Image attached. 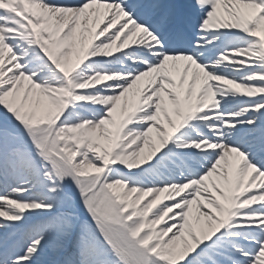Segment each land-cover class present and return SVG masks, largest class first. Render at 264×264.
<instances>
[{"label":"snow or ice","instance_id":"1","mask_svg":"<svg viewBox=\"0 0 264 264\" xmlns=\"http://www.w3.org/2000/svg\"><path fill=\"white\" fill-rule=\"evenodd\" d=\"M0 264H264V0H0Z\"/></svg>","mask_w":264,"mask_h":264},{"label":"bare ground","instance_id":"2","mask_svg":"<svg viewBox=\"0 0 264 264\" xmlns=\"http://www.w3.org/2000/svg\"><path fill=\"white\" fill-rule=\"evenodd\" d=\"M49 258H51V259H55V253H54V254H50V253H49Z\"/></svg>","mask_w":264,"mask_h":264},{"label":"rangeland","instance_id":"3","mask_svg":"<svg viewBox=\"0 0 264 264\" xmlns=\"http://www.w3.org/2000/svg\"><path fill=\"white\" fill-rule=\"evenodd\" d=\"M50 254H54V253L50 252Z\"/></svg>","mask_w":264,"mask_h":264}]
</instances>
